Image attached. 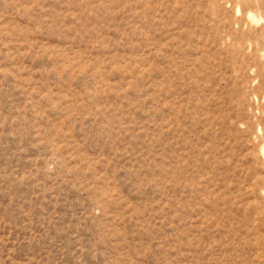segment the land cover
I'll return each mask as SVG.
<instances>
[{"label":"rangeland","instance_id":"374dc122","mask_svg":"<svg viewBox=\"0 0 264 264\" xmlns=\"http://www.w3.org/2000/svg\"><path fill=\"white\" fill-rule=\"evenodd\" d=\"M0 264H264V0H0Z\"/></svg>","mask_w":264,"mask_h":264}]
</instances>
